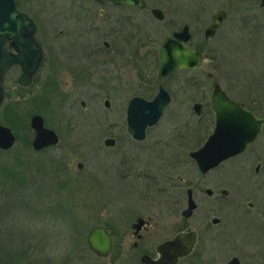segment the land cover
<instances>
[{"label":"rangeland","instance_id":"rangeland-1","mask_svg":"<svg viewBox=\"0 0 264 264\" xmlns=\"http://www.w3.org/2000/svg\"><path fill=\"white\" fill-rule=\"evenodd\" d=\"M64 1L33 0L24 4L25 8L33 4L37 10L33 12L40 16L37 38L44 42L43 62L29 87L17 85L18 67H13L4 77L0 124L13 131L16 141L10 153L0 154V161L13 165L14 155L20 153L30 167H34L35 162L44 164L41 175L36 173V167L32 169V179L19 194L21 199L12 202V209L4 210V220L11 221L14 211L30 209L21 216V223L17 218L15 223L4 224L1 228L3 241L10 245L9 252L26 248L27 254L38 255L42 262L48 258L54 264H62L61 260L65 261L70 250H75L69 242L70 221H54L53 217L50 221L52 212L49 209L47 213L56 197L64 203L73 200L82 221L81 244L75 264H140L139 258L119 256L116 251L106 258L97 257L86 244L87 231L92 226L103 224L112 234L116 227L125 225L124 222L117 226L120 219L125 221L126 213L129 218L152 215L163 234L161 238L170 237L185 226L195 229L198 243L192 254L179 264H226L232 256L238 257L241 264H264V215L258 220L248 219L235 214L232 209L228 212L227 208L231 201L242 205V196L250 192L257 210L264 213V172L259 176H247L231 162L202 176L189 157L191 151L206 141L214 127L210 108L212 81L200 73L191 74L194 86L190 85L188 74H175L167 79L165 85L173 93L172 102L157 125L147 131L146 139L139 144L133 142L126 131L125 105L134 92L147 94L148 89L156 90L155 84L150 83L155 79L158 66L153 52L156 54L158 44L171 28L157 25V30L148 34L150 41L145 47L149 52L145 61L134 60L131 64L117 59L113 65L108 63L112 60L107 56L104 62L108 64L99 66L100 76L80 86L79 90L70 92L64 86V74L58 78L59 82L52 80L54 85L49 87V58L54 54L58 58L69 57L72 50L68 46L75 47L72 41L84 40V36L70 33L64 21ZM163 2L166 25L170 20L185 19L182 17L190 13L197 15L199 28L194 33L196 46H193L203 54L202 66L213 72V81L233 99L263 115L264 8L258 6L259 0ZM219 9L227 12V19L216 36L205 41L203 29L211 14ZM60 31L63 32L60 34ZM46 32L51 34V39H46ZM92 38L88 36L84 42ZM143 47H140V53ZM66 49L70 52H65ZM148 80L149 87L146 88ZM105 98L111 101L109 108L103 105ZM80 100L85 101V108L81 107ZM194 102L203 103L199 115L192 110ZM12 111L20 114V119L18 115L13 116ZM34 113L40 114L45 126L59 136V142L47 148L45 153L31 148L34 131L29 123ZM109 137L118 139L117 149L101 147L102 140ZM253 148L264 160V131ZM129 162L133 169L127 171ZM77 163L83 167L77 169ZM143 167H147V174L138 170ZM187 188L195 190L199 205L194 215L184 220L180 211L186 206ZM205 188L213 190L211 198L204 194ZM221 189L229 191L227 197L220 196ZM2 190L8 189L0 185V204L7 200ZM39 208L47 213L46 219H39L45 216L35 214ZM213 217L220 218V224L211 225ZM39 220L44 223L40 224ZM33 223H37L39 234Z\"/></svg>","mask_w":264,"mask_h":264},{"label":"flooded vegetation","instance_id":"flooded-vegetation-1","mask_svg":"<svg viewBox=\"0 0 264 264\" xmlns=\"http://www.w3.org/2000/svg\"><path fill=\"white\" fill-rule=\"evenodd\" d=\"M32 1L33 0H15V3H16L17 8L21 12L28 15L35 24L34 38L42 50V60H41V63L38 69L36 70L37 72L40 69L41 64L43 62L45 50H44V44H43L44 42L41 40L39 41L37 38L40 16L38 12L37 13L33 12L34 10H36L33 4H29L31 7H28V8L24 7V4L27 5L29 2H32ZM163 1L164 0H139L135 4H127V3H117L113 1H101V0H65L64 7H63L64 21L68 25L70 33H73L74 35L84 36V40L83 42L82 41L74 42L75 40H78V39H75L74 41H72V44L75 47L68 46L69 49L72 51L70 52V50L68 49H66L65 51V52H70V55L68 54L69 57L58 58V57H55V54H54L53 58H49V87L54 85L52 80L55 81L56 79L59 82L58 78L64 74L65 75L64 77H66V79L63 81L64 86L67 87V89H69L70 92L75 89L79 90L81 88L80 86H84L87 82L96 80L100 76L99 72H101V67L99 68V66L101 64L110 63V64L115 65L116 61L114 60H117V59L122 60V61L127 60L131 64L134 62V60L145 61L146 59L145 57L148 55V52H149L148 51L149 48L145 47L147 42L150 41V37H148V34L156 31L157 25H164L163 28L165 27L171 28V31L169 32V34H172L173 32H176V31H180L184 28V26H187L188 31L190 33V38L186 44L189 48L200 52L197 47H194L196 46L195 45L196 41L193 43L195 39L194 33H197L198 28H199L197 15L194 13H190V14H187L185 17H182L185 19L170 20V22L167 23L168 25H166L165 24L166 14L163 9L165 8ZM258 6L260 8H264V5L263 6L260 5V0H259ZM154 10L157 12H153ZM219 10H223V9H219ZM217 11L211 14L210 20L208 23L205 22L207 23V25L203 29V38L205 41H208L214 38L217 34V31L221 28V26L224 24V22L227 19L228 14L225 10H223L225 12V18L223 19L221 25L216 29L214 36L205 38L204 31L206 27L210 24L213 14L216 13ZM202 23H204V21H202ZM62 32L63 31H60V34ZM167 35H165L163 39L160 41V43L158 44L159 46L156 51V54L155 52H153V54L156 56L154 62L158 63V66H157V72H156L155 79H151L150 83L155 84L156 90L148 89L146 91L147 94L136 93V92L131 94V97L127 100L126 105H125L126 131H127V123H126L127 109H128L129 102L131 101V99H133L134 97H140V98L145 99L146 101H151L157 95L160 86H162L169 93V96H170L169 103L164 108L165 110L173 100V93L166 87L165 81L167 79H170L175 74L184 73V74L190 75L189 83L192 86H194L195 83H193L194 80L192 79L191 74H195V75H198V73L204 74L208 80L212 81L210 85V108L212 111L211 86L213 83H218L216 81H213V78H214L213 72L206 71V69L202 66L203 71L199 69H194V70L179 69L176 72H173L165 76L164 78H158V69H159L160 60H161L160 47H161L162 41ZM88 36L93 37L92 40L84 42ZM45 37L46 39H51V34L46 32ZM135 42L137 43L135 44ZM140 47H143L142 53H140L141 52ZM200 53L202 54V52ZM103 55H106L105 58H102ZM107 56L108 57L110 56V59L112 60V62H108V63L104 62V60L107 59ZM202 57H203V54H202ZM100 59H101V62L99 61ZM13 67L19 68L20 70L19 76H20L22 73V70L19 65H13L7 71V73ZM36 72L34 73V75L36 74ZM207 72H210L212 74L211 77L207 76ZM6 74L4 75V77L6 76ZM34 75L32 77V81H33ZM17 80H16V83H17ZM148 83H149V80L146 82L147 84L146 88L149 87ZM17 85L20 86L21 88L30 86V85L22 86V85H19L18 83ZM222 90L226 93L228 97L233 99L224 89ZM106 101H108L109 103L108 106H106L105 104ZM237 102L244 104L246 109L251 111L257 117L264 116V114L259 115L258 112L255 110V108H250L241 101H237ZM196 103H200V102H194L192 104V110L194 111L195 114L196 112L194 109V105ZM201 104L203 108V103ZM80 105L81 107L85 108L86 107L85 101L80 100ZM103 105L105 108H109L111 106V101L108 98H105L103 100ZM202 108H201V111H202ZM212 115H213V112H212ZM213 118H214V115H213ZM156 125L157 124H155L154 126ZM214 125H215V121H214ZM154 126L148 127L146 129V135H147V131ZM263 131H264V126L261 132L259 133L257 139L253 143L248 145L247 148L243 152L235 156L229 157L228 159L224 160L217 167L211 169L210 171L218 168L219 166L225 163L234 162L243 174L245 173L247 176H251V175L259 176L261 172H264V160L262 159L261 153H259V151L255 152V149L253 148V146L256 144V142L258 141ZM127 134L130 136V139L137 144L143 142L146 139V136L142 140L135 139L130 135L128 131H127ZM109 138L113 139L114 141L113 146L109 148L103 147L102 142H101V147L104 149H108V150H112L114 148L117 149L118 139L114 137H109ZM157 142L158 141H156V143ZM49 147H52V146H49ZM139 149L144 150L145 148L140 147ZM121 151H125V150H121ZM245 157H249V159ZM131 169H133V165H132V162H129V166H127L126 170L129 171ZM138 170L142 172L141 174H147L148 172L147 167H143ZM141 174H139V176H141ZM205 189L203 190L204 194L206 195L207 198H211L213 195V190L211 189L212 191L211 194L207 195L205 193ZM222 190L226 192L223 194ZM192 192H193V199L195 200L197 204V207L193 212V215H194L195 211L198 209L199 199L196 197V193L194 189H192ZM249 193L250 192H247V195L244 194L242 196V198L244 199V202L242 205H238L236 201H233V202L231 201L229 204H227L228 212H230L229 209H232V211H234V213L237 215L240 214L242 215V217L258 220L260 215L262 214L264 215V213L257 210V205L255 202L251 200ZM228 194H229V191L227 189L220 190L221 197L223 198L227 197ZM180 214H181V211H180ZM124 215L126 216L125 221L120 219V221H118L117 226H119L120 224L124 222H125L124 223L125 225L116 227L114 232H112V251L118 252L119 256L139 258V262H140L141 256H144V255H148L153 258H156L157 257V247L161 243H163L166 240L171 239L174 235H176L180 231L190 228L188 226L182 227L178 231H176L172 236L167 237V238H165L164 236L161 238L163 234L161 233L160 227L158 226V222L154 220V217L152 215H149L147 217H143L141 215H136V216L132 215V217L130 218L127 215V213ZM213 218H217L219 219V221L214 224L211 222ZM213 218H211L210 220L211 225L216 226L220 224L221 222L220 218L218 217H213ZM184 220H188V219H184ZM198 239H199V236L197 232V241H196L195 247L198 243ZM188 256L181 258L179 262L182 259L187 258ZM179 262L177 264H179ZM140 264L142 263L140 262Z\"/></svg>","mask_w":264,"mask_h":264},{"label":"water","instance_id":"water-1","mask_svg":"<svg viewBox=\"0 0 264 264\" xmlns=\"http://www.w3.org/2000/svg\"><path fill=\"white\" fill-rule=\"evenodd\" d=\"M101 1L135 4L139 0ZM260 5H264V0H260ZM224 18L223 10L213 14L210 24L204 31L205 38L214 36ZM34 33L33 20L17 8L15 0H0V106L4 98L3 78L7 71L13 65H19L22 73L17 83L29 86L41 63L42 50L34 38ZM189 38L190 33L187 26L164 38L160 47L161 60L158 78H164L179 69L203 71L202 54L187 46ZM211 75L210 72H207V76L211 77ZM169 100V93L162 86L151 101L140 97L131 99L126 117L127 131L130 135L138 140L144 139L146 129L157 124ZM211 103L215 121L213 131L198 149L189 153L201 175L207 174L229 157L243 152L257 139L264 126V116L257 117L247 110L244 104L228 97L218 83H213L211 86ZM105 104L108 106V101ZM201 108V103L194 105L197 115L201 113ZM30 127L34 131V138L31 142L34 151L39 152L59 142L57 133L44 125V119L40 114L35 113L30 117ZM15 141L16 136L13 131L0 124V150H10ZM113 144L112 138H105L102 141L103 147L109 148ZM76 167L81 169L83 165L77 163ZM211 192V189H205L207 195H210ZM225 192L222 190L223 194ZM185 194L186 206L181 210L180 215L184 219H189L197 204L193 199L191 188H187ZM218 221L217 218L211 220L214 224ZM196 241L197 232L195 229L187 228L161 243L157 247L156 258L144 255L141 256L140 262L142 264H177L181 258L191 254ZM86 244L88 249L100 258H106L112 252V236L102 224H96L87 231ZM226 264L241 263L239 258L233 256Z\"/></svg>","mask_w":264,"mask_h":264},{"label":"trees","instance_id":"trees-1","mask_svg":"<svg viewBox=\"0 0 264 264\" xmlns=\"http://www.w3.org/2000/svg\"><path fill=\"white\" fill-rule=\"evenodd\" d=\"M39 102H41V99L39 100ZM17 115H18L17 112H13V116H17ZM18 118L20 119V114L18 115ZM11 150L12 149L8 150V152L0 150V154L2 153L8 154L10 153ZM47 150L48 149H43L40 151V153H45ZM13 161H15L13 165H9V163L7 164L6 162L0 161V185L8 189L4 191L2 190V193L6 194L7 200L6 202L4 201V203L0 204V264H54L53 261L52 262L49 261L48 258L44 260V262H42L41 257H38V255L33 256V253L27 254L28 249L26 248H23V249L17 248V249H14L15 251L13 250V252H9L8 247L10 245H6L7 242H4L2 239V234L4 232L2 231L1 228L3 227V225L13 224V222L15 223V220L17 218L21 223V216L24 217V215H26V213L30 209H28L29 208L28 207L26 210H24L25 208L23 209L20 208L19 211L18 210L14 211V213H12L13 215H11L12 216L11 221L4 220V217L6 216V211L4 210L12 209L13 207L11 206L12 202L15 203V201L17 202V199H21L19 198V194L24 192L25 186L27 185L28 182H30V179H32L31 177L33 175L32 169L34 167H36L37 169L36 173H39L38 175L42 174L40 171H44L43 170L44 164L42 165L39 162L38 163L35 162L34 163L35 166L30 167L24 161L23 155H21L20 153H16V155H14ZM53 195L55 196V194ZM69 197L71 196L69 195ZM54 199L56 200L55 204H53L52 207L47 209L48 210L47 213H49V209L52 212L50 221L53 220L52 217L54 218V221H59V220L68 221V222L70 221L72 229H70L68 232V234L70 235L69 237H71L69 242L75 249V250H70L69 255L65 258V261L63 259L61 261H62V264H71V263L75 264V258H76L75 255H77L76 252L80 250V244H81V234L79 233L80 232L79 230H80L82 221L79 218V214L76 212L77 208H76L75 202H72L73 200L71 201L67 198L68 199L67 203H64V201H61V199H56V197ZM37 204H40V203L38 202ZM15 212H19L21 215H18ZM1 214L3 215V217L1 216ZM35 214H37L38 216H42V215L45 216V217H39V219H46L47 217L46 214L42 212V209L40 208L39 210L37 209V211H35ZM39 222L40 224L44 223L43 220H39ZM36 224L37 223H33L35 227H37ZM105 227L109 230L108 226H105ZM36 231L38 232V234L40 233V229L38 227Z\"/></svg>","mask_w":264,"mask_h":264}]
</instances>
